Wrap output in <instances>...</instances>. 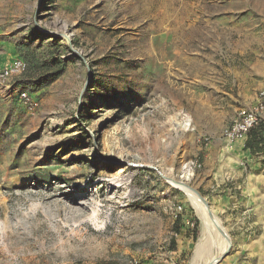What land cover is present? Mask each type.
Masks as SVG:
<instances>
[{"label": "rangeland", "instance_id": "rangeland-1", "mask_svg": "<svg viewBox=\"0 0 264 264\" xmlns=\"http://www.w3.org/2000/svg\"><path fill=\"white\" fill-rule=\"evenodd\" d=\"M18 45L67 65L0 86V264H190L175 182L227 231L216 264H264V154L223 137L264 91V0H0V64Z\"/></svg>", "mask_w": 264, "mask_h": 264}, {"label": "trees", "instance_id": "trees-1", "mask_svg": "<svg viewBox=\"0 0 264 264\" xmlns=\"http://www.w3.org/2000/svg\"><path fill=\"white\" fill-rule=\"evenodd\" d=\"M57 48L49 47L38 52L37 48L18 45L16 51L26 63L25 72L15 80L14 86L39 91L50 87L66 70L67 63L55 54ZM243 150L253 156L264 154V121L260 119L246 134ZM198 236V226L193 227V238Z\"/></svg>", "mask_w": 264, "mask_h": 264}, {"label": "bare ground", "instance_id": "bare-ground-1", "mask_svg": "<svg viewBox=\"0 0 264 264\" xmlns=\"http://www.w3.org/2000/svg\"><path fill=\"white\" fill-rule=\"evenodd\" d=\"M186 126L187 124L183 125ZM184 166L187 168V165ZM173 186L183 190L200 222V233L190 264H216L229 248L227 231L215 212L207 207V202L194 190L180 182H175Z\"/></svg>", "mask_w": 264, "mask_h": 264}, {"label": "built area", "instance_id": "built-area-1", "mask_svg": "<svg viewBox=\"0 0 264 264\" xmlns=\"http://www.w3.org/2000/svg\"><path fill=\"white\" fill-rule=\"evenodd\" d=\"M26 70V63L19 57L7 64H0V86L6 91L15 92L16 96L23 103L31 102L30 94L23 90H18L14 86L15 80ZM264 112V91L260 93L259 100L253 108L238 110L235 118L223 130V137L229 141L243 140L247 132L262 119Z\"/></svg>", "mask_w": 264, "mask_h": 264}, {"label": "crops", "instance_id": "crops-1", "mask_svg": "<svg viewBox=\"0 0 264 264\" xmlns=\"http://www.w3.org/2000/svg\"><path fill=\"white\" fill-rule=\"evenodd\" d=\"M252 105V103H250V105L249 106H251ZM254 105V104H253ZM252 105V106H253ZM262 120L264 121V112L262 113ZM246 138V137H245ZM245 138L243 139V140H241L242 141V144H241V142H240V146H242L243 147V143H244V140H245ZM247 153H249V152H247Z\"/></svg>", "mask_w": 264, "mask_h": 264}]
</instances>
